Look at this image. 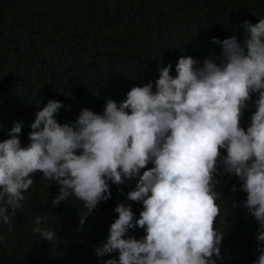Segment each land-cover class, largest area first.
I'll return each instance as SVG.
<instances>
[{"label":"clouds","instance_id":"clouds-1","mask_svg":"<svg viewBox=\"0 0 264 264\" xmlns=\"http://www.w3.org/2000/svg\"><path fill=\"white\" fill-rule=\"evenodd\" d=\"M243 28V42L213 38L219 55L202 63L181 56L175 76L171 64L161 67L155 86L149 81L119 103L108 100L102 114L84 108L75 121L60 123L55 116L62 104L49 100L36 112L26 146L19 139L22 122H14L0 142L3 222L11 223L22 208L37 172L60 186L53 205L69 197L83 202L80 230L111 197L109 182L135 178L126 199L143 210L136 218L130 204H117L118 218L95 255L118 253V259L102 264H217L224 230L215 227L216 175L223 167L247 193L243 205L258 222L254 264H264V19L244 21ZM253 95L255 111L245 129L241 119ZM45 219L35 218L33 232L52 242L56 233L40 227ZM136 228L145 235H129Z\"/></svg>","mask_w":264,"mask_h":264},{"label":"trees","instance_id":"trees-1","mask_svg":"<svg viewBox=\"0 0 264 264\" xmlns=\"http://www.w3.org/2000/svg\"><path fill=\"white\" fill-rule=\"evenodd\" d=\"M259 19H264V0H0V142L9 138L14 122H22L19 139L26 146L35 114L49 100L62 104L55 116L60 123L75 121L84 108L102 114L108 100L119 103L133 87L149 81L155 86L161 67L171 64L175 76L181 56L202 63L219 55L220 45L213 38L236 36L243 42L244 21L255 24ZM256 98L241 119L245 129ZM33 178L11 223L0 218V264H102L118 259V253L98 258L95 248L118 218V203L130 204L139 218L142 204L126 199L135 178L119 186L109 182L111 197L87 216L82 230L83 202L69 197L53 205L60 186L39 172ZM216 179L220 215L215 227L224 230L223 259L217 264H254L258 222L243 205L247 193L223 167ZM37 216L47 217L40 227L56 233L52 242L33 232ZM129 235L139 239L145 233L136 228Z\"/></svg>","mask_w":264,"mask_h":264}]
</instances>
